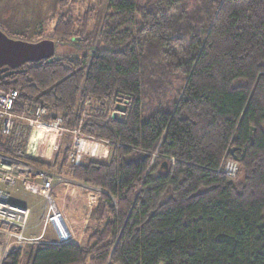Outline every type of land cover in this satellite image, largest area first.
Masks as SVG:
<instances>
[{
	"label": "trees",
	"instance_id": "16d2710c",
	"mask_svg": "<svg viewBox=\"0 0 264 264\" xmlns=\"http://www.w3.org/2000/svg\"><path fill=\"white\" fill-rule=\"evenodd\" d=\"M59 6L49 38L70 47L0 87L18 90V112L36 100L109 141L108 160L68 165L64 132L40 164L116 206L99 195L85 245L14 246L0 264H264V0H107L95 44L99 7Z\"/></svg>",
	"mask_w": 264,
	"mask_h": 264
},
{
	"label": "built area",
	"instance_id": "2783aa9c",
	"mask_svg": "<svg viewBox=\"0 0 264 264\" xmlns=\"http://www.w3.org/2000/svg\"><path fill=\"white\" fill-rule=\"evenodd\" d=\"M18 90L14 87H0V241L5 250L10 240L36 241L43 237L47 227L53 231L56 241L72 237L64 215L52 198L54 174L40 162L53 163L62 146L64 132L71 134L67 152L68 165H84L90 160H104L110 155V144L106 139L84 135L78 129H67L61 124V115L45 104L33 100L22 112H18ZM237 164L228 161L225 170L236 171ZM19 183L24 190L46 198L48 210L45 213L41 234L26 237L23 230L27 224L29 209L13 203L4 187ZM62 222V223H61Z\"/></svg>",
	"mask_w": 264,
	"mask_h": 264
},
{
	"label": "rangeland",
	"instance_id": "374dc122",
	"mask_svg": "<svg viewBox=\"0 0 264 264\" xmlns=\"http://www.w3.org/2000/svg\"><path fill=\"white\" fill-rule=\"evenodd\" d=\"M32 2L34 4V19L32 22H34L33 26H25V32L20 33V30H15L10 25L9 21H4V19H1L0 17V27L3 29V31L12 38L16 39H23L26 41H36V31L41 30L42 35L44 38H49L51 36V32L53 29V26L55 24L56 17L59 13L60 6L59 3H63V11L70 10L72 15L74 17H80L86 10L91 12H94L96 8L99 7L100 14L96 20H93L91 18V23L95 27V33L92 36L91 43L95 44L97 35L99 32V28L101 26L103 14L106 10V2L107 0H33ZM75 1V2H74ZM25 2L20 1V3L17 2V0H12L11 2L7 1V4L0 0V10L2 8L7 7L17 9V5H25ZM30 4V2H28ZM1 15V14H0ZM4 18V17H3ZM77 19V18H76ZM18 24V22H17ZM33 27V30H32ZM74 29L78 33L80 26L78 24L75 25ZM78 29V30H77ZM32 30V31H31ZM24 31V30H21ZM69 46H56L55 47V54H63L66 49H68ZM84 49H79L77 52L80 54L85 52ZM88 103V101H86ZM110 155H111V147H110ZM109 155V157H110ZM106 158L104 160L109 159ZM85 165V164H84ZM50 172L54 174V184H53V190H52V198L56 206L60 209L62 214L64 215L65 221L67 225L71 226L74 225L73 229V235L72 239H76L79 243L82 245L86 244L87 238L89 235L94 231V229L102 224L104 221L99 220L97 218V215L94 214V209H92V205L97 204L98 197L100 194H108L105 190H102L101 188H98L92 184L86 183L81 180H76L72 178L68 173L65 172H59L58 167H51L50 169L47 168ZM7 192L10 195V200L18 205L27 207L29 209V215L27 219V230L31 229H38L40 227V230L43 228L44 223V217L45 213L48 210V204L46 201V198L33 193L31 191L24 190L22 186L19 183H15L11 186L4 187ZM92 195L91 201L93 202L90 204V199L88 196ZM109 201L108 205L110 206H116L115 199L109 195ZM25 227V228H26ZM25 231V232H26ZM44 235H52L50 227H47L44 231ZM44 237H42L39 240L36 241H21L16 242L13 240H10V246L8 249L14 246H21L25 244H37L39 241L43 240ZM55 237H51L50 239L47 238V240H54ZM93 242V241H91ZM0 244L5 248V244L3 241H0Z\"/></svg>",
	"mask_w": 264,
	"mask_h": 264
},
{
	"label": "water",
	"instance_id": "95a60500",
	"mask_svg": "<svg viewBox=\"0 0 264 264\" xmlns=\"http://www.w3.org/2000/svg\"><path fill=\"white\" fill-rule=\"evenodd\" d=\"M55 41L42 38L36 41H26L9 37L0 28V78L20 71L19 67L27 62H38L51 59L55 53ZM116 108L125 111L126 106L117 104ZM92 195L89 194L90 204Z\"/></svg>",
	"mask_w": 264,
	"mask_h": 264
},
{
	"label": "crops",
	"instance_id": "0c3cea01",
	"mask_svg": "<svg viewBox=\"0 0 264 264\" xmlns=\"http://www.w3.org/2000/svg\"><path fill=\"white\" fill-rule=\"evenodd\" d=\"M1 1L2 2L4 1L7 4V1L11 2L12 0H1ZM20 1H22V2L26 1V4L25 5H17V9H14V10H13V8L7 7V5H6L5 8H2V10H0V14H1L0 17H1V19H4V21H6V22L9 21L10 22L9 24L14 26L13 28L15 30H20L19 32L22 33V32H25V29H24L25 26H33L34 25V22H32V20L34 19L35 8H34V4L32 3V2H34L33 0H17L18 3H20ZM28 2H30V4H28ZM17 22H18V24H17ZM21 30H24V31H21ZM32 30H33V27H32ZM27 225L28 224H26V226ZM67 227L70 230L71 234L73 235L74 225H71V226L67 225ZM26 230H27V227L24 228L23 234L26 237H30V238L37 237L38 235L41 234V231H42V230L39 231L40 227L38 229H31L28 231H26ZM51 232H52V235H43V237H44L43 241L54 242V240H47V238L50 239L51 237H55L52 230H51ZM55 241H56V239H55ZM6 252H7V250H5V248L0 244V263H1Z\"/></svg>",
	"mask_w": 264,
	"mask_h": 264
},
{
	"label": "bare ground",
	"instance_id": "6f19581e",
	"mask_svg": "<svg viewBox=\"0 0 264 264\" xmlns=\"http://www.w3.org/2000/svg\"><path fill=\"white\" fill-rule=\"evenodd\" d=\"M62 223V222H61Z\"/></svg>",
	"mask_w": 264,
	"mask_h": 264
}]
</instances>
